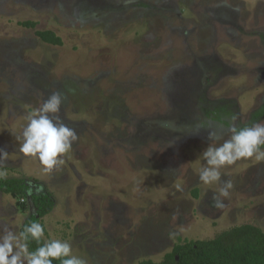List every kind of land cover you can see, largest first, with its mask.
<instances>
[{
	"label": "rangeland",
	"instance_id": "rangeland-1",
	"mask_svg": "<svg viewBox=\"0 0 264 264\" xmlns=\"http://www.w3.org/2000/svg\"><path fill=\"white\" fill-rule=\"evenodd\" d=\"M57 90L80 139L45 173L9 132ZM262 110L264 0H0V171L52 194L45 238L86 264L159 262L184 240L264 231V162L222 169L234 183L224 208L198 178L205 129L264 121ZM32 213L29 197L0 192V225L19 232Z\"/></svg>",
	"mask_w": 264,
	"mask_h": 264
},
{
	"label": "clouds",
	"instance_id": "clouds-1",
	"mask_svg": "<svg viewBox=\"0 0 264 264\" xmlns=\"http://www.w3.org/2000/svg\"><path fill=\"white\" fill-rule=\"evenodd\" d=\"M67 97L61 91H52L42 103L28 112L26 123L19 132L10 130L17 142V151L24 156L39 161L45 173L59 170L65 164L66 155L73 150L80 136L76 128L66 122L61 115ZM238 116L233 115L227 125H220L218 131L210 124L205 131L211 142L201 156L205 162L199 169V182L212 192V202L216 208H224V200L231 197L234 183L224 179L222 169L231 168L240 160L264 162V121L239 125ZM200 126L194 134L201 131ZM9 152L0 147V162L7 160ZM7 173L0 171V179ZM178 191H183L180 184ZM38 247L30 250V243ZM43 241V243H41ZM86 264L85 260L73 254L72 244L67 240L45 238V226L40 222H30L17 232L9 224L0 225V264Z\"/></svg>",
	"mask_w": 264,
	"mask_h": 264
},
{
	"label": "trees",
	"instance_id": "trees-1",
	"mask_svg": "<svg viewBox=\"0 0 264 264\" xmlns=\"http://www.w3.org/2000/svg\"><path fill=\"white\" fill-rule=\"evenodd\" d=\"M19 24L25 27L36 25L34 21H21ZM35 33L46 43L62 44V39L52 30H36ZM262 113L264 110L256 115ZM0 192L30 199L34 213L24 220L19 231L30 222L41 223V218L54 207V200L49 191L31 192L23 178L0 179ZM38 246L33 241L30 243V250H35ZM53 264H59V261H54ZM136 264H264V231L252 224L232 226L212 238L178 242L159 262L145 259Z\"/></svg>",
	"mask_w": 264,
	"mask_h": 264
}]
</instances>
